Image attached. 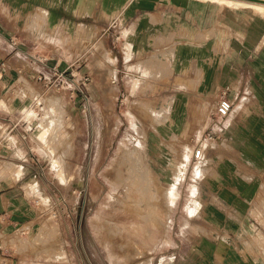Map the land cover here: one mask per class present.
<instances>
[{
	"label": "crops",
	"instance_id": "crops-1",
	"mask_svg": "<svg viewBox=\"0 0 264 264\" xmlns=\"http://www.w3.org/2000/svg\"><path fill=\"white\" fill-rule=\"evenodd\" d=\"M1 64L0 264L49 262L33 244L26 189L43 168L30 163L27 111L62 97L70 76L97 93L144 94L165 119L146 137V161L162 190L183 170L173 264H264L263 13L204 0H0ZM223 98L228 118L216 114ZM200 136L210 146L201 167Z\"/></svg>",
	"mask_w": 264,
	"mask_h": 264
},
{
	"label": "rangeland",
	"instance_id": "rangeland-1",
	"mask_svg": "<svg viewBox=\"0 0 264 264\" xmlns=\"http://www.w3.org/2000/svg\"><path fill=\"white\" fill-rule=\"evenodd\" d=\"M110 59L106 68L114 67ZM148 77L146 70L134 90ZM76 79L68 77L62 97L52 93L49 104L27 111L36 121L30 163L43 168L26 189L35 203L33 244L45 245L48 264H160L163 257L164 264H173L182 221L171 212L183 170L162 190L146 161V137L165 119L150 109L144 94L97 93ZM90 96L97 106L89 107Z\"/></svg>",
	"mask_w": 264,
	"mask_h": 264
},
{
	"label": "built area",
	"instance_id": "built-area-1",
	"mask_svg": "<svg viewBox=\"0 0 264 264\" xmlns=\"http://www.w3.org/2000/svg\"><path fill=\"white\" fill-rule=\"evenodd\" d=\"M5 68L4 64L0 65V69ZM55 72V76L57 77H64V74H60L59 71L54 70ZM1 75V73H0ZM84 83L88 82V78L83 79ZM49 86L53 85L51 83H48ZM233 113V104L232 102L228 99V98H223L220 100L217 109H216V114L218 115V117L220 118H228L232 115ZM210 140H213L212 137L210 138ZM196 144L197 147L194 151L193 154V158H194V164H203L204 161L207 159V152L210 148L209 143H207L206 141V137L205 136H200L197 138L196 140Z\"/></svg>",
	"mask_w": 264,
	"mask_h": 264
},
{
	"label": "bare ground",
	"instance_id": "bare-ground-1",
	"mask_svg": "<svg viewBox=\"0 0 264 264\" xmlns=\"http://www.w3.org/2000/svg\"><path fill=\"white\" fill-rule=\"evenodd\" d=\"M204 1H212V2H216L218 4H222V5H227V6H230V7H245V6H252L254 7L255 9L257 10H261V9H264V6L263 5H259V4H251V3H248V2H245V1H240V0H204ZM125 144H122L121 147H123ZM63 176V175H62ZM180 176V175H179ZM62 178V177H61ZM174 191V190H172ZM169 196H172V195H169ZM174 198V196L172 197Z\"/></svg>",
	"mask_w": 264,
	"mask_h": 264
},
{
	"label": "water",
	"instance_id": "water-1",
	"mask_svg": "<svg viewBox=\"0 0 264 264\" xmlns=\"http://www.w3.org/2000/svg\"><path fill=\"white\" fill-rule=\"evenodd\" d=\"M241 1L264 5V0H241Z\"/></svg>",
	"mask_w": 264,
	"mask_h": 264
}]
</instances>
